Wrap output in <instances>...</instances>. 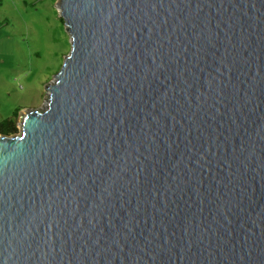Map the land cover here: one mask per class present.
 I'll use <instances>...</instances> for the list:
<instances>
[{"label":"water","instance_id":"water-1","mask_svg":"<svg viewBox=\"0 0 264 264\" xmlns=\"http://www.w3.org/2000/svg\"><path fill=\"white\" fill-rule=\"evenodd\" d=\"M71 48L0 133V264H264V0H58Z\"/></svg>","mask_w":264,"mask_h":264},{"label":"rangeland","instance_id":"rangeland-1","mask_svg":"<svg viewBox=\"0 0 264 264\" xmlns=\"http://www.w3.org/2000/svg\"><path fill=\"white\" fill-rule=\"evenodd\" d=\"M58 0H0V120L43 106L71 44ZM17 115V116H16Z\"/></svg>","mask_w":264,"mask_h":264},{"label":"trees","instance_id":"trees-1","mask_svg":"<svg viewBox=\"0 0 264 264\" xmlns=\"http://www.w3.org/2000/svg\"><path fill=\"white\" fill-rule=\"evenodd\" d=\"M0 133L1 134H13V133H16L15 121L13 122V121H10V120H3L0 123Z\"/></svg>","mask_w":264,"mask_h":264},{"label":"flooded vegetation","instance_id":"flooded-vegetation-1","mask_svg":"<svg viewBox=\"0 0 264 264\" xmlns=\"http://www.w3.org/2000/svg\"><path fill=\"white\" fill-rule=\"evenodd\" d=\"M2 122V120H0V123Z\"/></svg>","mask_w":264,"mask_h":264}]
</instances>
